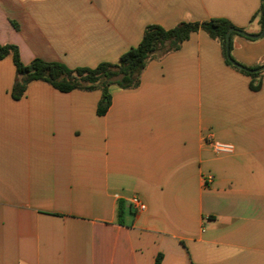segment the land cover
Masks as SVG:
<instances>
[{"label":"crops","instance_id":"obj_1","mask_svg":"<svg viewBox=\"0 0 264 264\" xmlns=\"http://www.w3.org/2000/svg\"><path fill=\"white\" fill-rule=\"evenodd\" d=\"M261 0H0V44L20 61L73 69L119 62L148 25L229 21L261 31ZM264 64V34L230 36ZM0 60V264H264V71L260 88L204 32L149 61L132 89L11 97ZM210 141L231 143L215 154ZM209 179L205 183L204 180ZM137 197L145 209L130 204ZM122 205L119 223L118 208Z\"/></svg>","mask_w":264,"mask_h":264},{"label":"trees","instance_id":"obj_2","mask_svg":"<svg viewBox=\"0 0 264 264\" xmlns=\"http://www.w3.org/2000/svg\"><path fill=\"white\" fill-rule=\"evenodd\" d=\"M258 16V22L262 28L264 26L263 0H261ZM229 29L235 28L223 18H214L204 22H181L168 30L157 25H148L145 27L138 45L123 53L118 63L103 62L94 68L78 67L70 69L63 64L45 62L41 59H34L25 65L20 61L17 46L12 44H0V60L8 55L12 57L15 67V80L11 88L13 99L18 100L21 98L26 85L31 81L44 82L60 92L99 90L101 99L97 104V114L103 115L110 104L108 93L110 86H116L120 89L136 88L139 85L140 74L146 64L170 52L177 51L181 43L187 40L191 33L202 31L210 39L217 41L221 47L225 63L233 67L225 55V35ZM235 34L238 35L235 32L231 35ZM230 49L231 42H229V52ZM259 66L247 69H255ZM237 70L251 78L249 88L252 91H257L260 88L259 77L262 72L249 73ZM118 210L119 223H122L120 220L122 215L121 203ZM160 262L161 255H157L154 264H160Z\"/></svg>","mask_w":264,"mask_h":264},{"label":"water","instance_id":"obj_3","mask_svg":"<svg viewBox=\"0 0 264 264\" xmlns=\"http://www.w3.org/2000/svg\"><path fill=\"white\" fill-rule=\"evenodd\" d=\"M263 7H264V0H263ZM235 32L237 33L238 35L242 36V37H245V38H248V39H258L260 38L263 34H264V26L262 27L261 31L259 34L257 35H251V34H248L244 31H241V30H237V29H229L225 35V55H226V59L228 60V62L235 68L239 69V70H243V71H246V72H249V73H259V72H262L264 71V64L255 68V69H247L245 68L244 66L236 63L235 61H233V59L230 57V53H229V42H230V36L231 34Z\"/></svg>","mask_w":264,"mask_h":264},{"label":"built area","instance_id":"obj_4","mask_svg":"<svg viewBox=\"0 0 264 264\" xmlns=\"http://www.w3.org/2000/svg\"><path fill=\"white\" fill-rule=\"evenodd\" d=\"M206 142L217 155L233 153L234 147L231 143L210 141V138H208ZM204 182H209V179H205ZM129 202L131 206L138 211L145 209V205L137 197H132Z\"/></svg>","mask_w":264,"mask_h":264}]
</instances>
